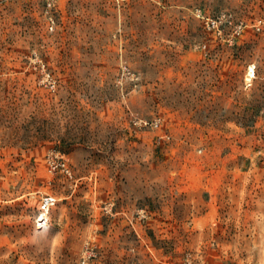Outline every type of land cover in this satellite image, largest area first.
I'll return each mask as SVG.
<instances>
[{
	"label": "rangeland",
	"instance_id": "rangeland-1",
	"mask_svg": "<svg viewBox=\"0 0 264 264\" xmlns=\"http://www.w3.org/2000/svg\"><path fill=\"white\" fill-rule=\"evenodd\" d=\"M51 1L0 0V264H264V0Z\"/></svg>",
	"mask_w": 264,
	"mask_h": 264
},
{
	"label": "built area",
	"instance_id": "built-area-1",
	"mask_svg": "<svg viewBox=\"0 0 264 264\" xmlns=\"http://www.w3.org/2000/svg\"><path fill=\"white\" fill-rule=\"evenodd\" d=\"M48 6H51L52 1L51 0H47ZM224 17H226V15H224ZM227 19V17H226ZM218 21H220V19H216V18H212L209 19L207 22H210L213 26L218 27ZM229 22L231 23L232 20H229ZM244 27V22L243 21H239L238 23L234 24V29L232 33H239L241 32V30ZM258 29L260 28L258 25L256 26ZM50 28H53V24L50 23ZM219 32H221V30H218ZM42 82L44 83V85L48 86V87H54L55 86V80L53 79V77L50 75L49 72H45L42 78ZM159 121V119H154V123L157 124V122ZM147 122V121H145ZM48 170L50 172H57L58 170L71 175V168L69 167V165L67 164V161L62 157L59 156V154L57 153H49L48 154ZM56 202V197L51 195V194H46L42 197L41 201H40V206H39V210L38 213L36 215V227L37 228H44L47 227L50 224L51 221V210H52V206L55 204Z\"/></svg>",
	"mask_w": 264,
	"mask_h": 264
},
{
	"label": "bare ground",
	"instance_id": "bare-ground-1",
	"mask_svg": "<svg viewBox=\"0 0 264 264\" xmlns=\"http://www.w3.org/2000/svg\"><path fill=\"white\" fill-rule=\"evenodd\" d=\"M254 75H255V69H254L253 65H250L246 71V74H245V81L246 82L251 81V79Z\"/></svg>",
	"mask_w": 264,
	"mask_h": 264
}]
</instances>
